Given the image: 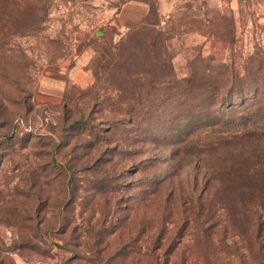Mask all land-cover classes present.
I'll return each mask as SVG.
<instances>
[{"label":"rangeland","instance_id":"obj_1","mask_svg":"<svg viewBox=\"0 0 264 264\" xmlns=\"http://www.w3.org/2000/svg\"><path fill=\"white\" fill-rule=\"evenodd\" d=\"M0 264H264V0H0Z\"/></svg>","mask_w":264,"mask_h":264},{"label":"trees","instance_id":"obj_2","mask_svg":"<svg viewBox=\"0 0 264 264\" xmlns=\"http://www.w3.org/2000/svg\"><path fill=\"white\" fill-rule=\"evenodd\" d=\"M189 78L190 79L187 80L188 84H190L192 82V77H189ZM207 83H208V81L206 79V80H203V82L201 84V87H203V89H204L203 91H205L208 94L207 98H209V100H211L213 98L219 97L218 93L221 91V88L215 86L214 84H211V83L207 84ZM185 89H182V90H185ZM244 89H245V87H244ZM256 91H257V89H256ZM231 92H232V89L230 91H228V94H226V97L229 96L231 94ZM230 104H231V106L233 105L232 101L230 102ZM251 111H253V109ZM203 115H204V112H203ZM217 118L220 119L219 117L215 116L213 113L209 112V114L206 116V118H204V116H203L202 119L199 120V122L197 120L191 118L187 124H189V123L190 124H192V123L196 124L198 122V125H200L199 127L206 126L208 129H211V127H213L214 124H216ZM224 121L225 120L222 118L223 124H225ZM228 127L233 128V127H236V126H232V125L230 126V124H229L226 127L222 128L220 131H223L222 132L223 135H227V134L236 135L238 133H241L242 130H243V129L232 130V129H228Z\"/></svg>","mask_w":264,"mask_h":264},{"label":"built area","instance_id":"obj_3","mask_svg":"<svg viewBox=\"0 0 264 264\" xmlns=\"http://www.w3.org/2000/svg\"><path fill=\"white\" fill-rule=\"evenodd\" d=\"M242 1H247V0H242Z\"/></svg>","mask_w":264,"mask_h":264}]
</instances>
